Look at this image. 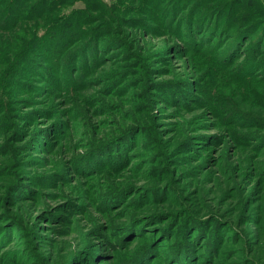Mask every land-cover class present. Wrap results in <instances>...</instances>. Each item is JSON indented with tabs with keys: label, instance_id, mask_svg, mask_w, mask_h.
I'll use <instances>...</instances> for the list:
<instances>
[{
	"label": "rangeland",
	"instance_id": "obj_1",
	"mask_svg": "<svg viewBox=\"0 0 264 264\" xmlns=\"http://www.w3.org/2000/svg\"><path fill=\"white\" fill-rule=\"evenodd\" d=\"M36 2L0 29V264H138L147 243L173 264L188 239L196 264H264V31L239 21L236 47L226 25L244 4ZM71 12L94 43L32 54Z\"/></svg>",
	"mask_w": 264,
	"mask_h": 264
},
{
	"label": "trees",
	"instance_id": "obj_2",
	"mask_svg": "<svg viewBox=\"0 0 264 264\" xmlns=\"http://www.w3.org/2000/svg\"><path fill=\"white\" fill-rule=\"evenodd\" d=\"M27 0H0V29H8L11 27L18 26L17 24L20 22L21 19L26 17V13H31L33 10L31 7L40 6L39 2L33 3L30 6H26ZM187 6V11L190 10L192 13L190 15V18L193 21H199L200 16L198 15V10L200 9L202 11V15L205 14L207 9L211 8L210 10L218 11L220 8H213L216 7V4L223 8L230 7V4L233 2L244 4L242 8L233 9L232 12H230V15H228L231 19L237 20L234 23L228 22L226 25L234 27L231 29L232 33L235 32L234 37V44L236 47L238 45H241L242 39H244L248 33V24L239 23V21H250L252 22L249 24V27L256 28V31L259 30V27L263 28L264 31V0H182ZM195 5L196 8L194 7ZM223 5V6H222ZM256 14L257 18L254 20H249L251 18V12L253 9L257 8ZM198 8V9H197ZM86 22L82 24V22L79 20L78 14L68 13L66 17L61 18L59 21H57L51 28L44 31V33L39 38L40 43L43 42V44L39 45V49L35 50L32 54H35L41 58H43L46 61H50V57L52 55H59V59L61 60L64 55L65 49L62 48V46L67 45V40L75 39L79 44H82L83 42H86L90 39L94 43V39H96V33H91L90 28L87 25H84ZM93 34V35H92ZM70 36V37H69ZM69 37V39H67ZM80 37L79 40L76 38ZM241 38V40H239ZM46 48L43 50L41 47ZM79 47L77 45L75 48ZM20 50L15 54L13 57L11 64H15L19 61H21L20 65H25L27 62L32 61V55L28 54L27 52H23L20 54ZM48 53V54H47ZM71 59V58H70ZM7 60H9L7 58ZM69 60H66V64H68ZM10 64V65H11ZM18 65V66H20ZM16 74V72H15ZM13 74V75H15ZM186 238H184L185 240ZM196 240V238H195ZM218 242V240H217ZM148 247L147 251H145V254H141L137 260L138 264H148V255L156 253L155 250L150 248V245L146 244ZM146 245L144 247H146ZM175 246V245H174ZM142 248V250L144 249ZM199 247L197 243H195L193 240L190 239L184 241V244L181 245V247L174 248L172 250V262L173 264H196L198 263L197 254L198 251H195L194 248ZM214 248V247H213ZM156 249V248H155ZM158 256H154L156 258ZM157 259V258H156ZM130 260H128L129 262ZM135 264V263H134Z\"/></svg>",
	"mask_w": 264,
	"mask_h": 264
}]
</instances>
